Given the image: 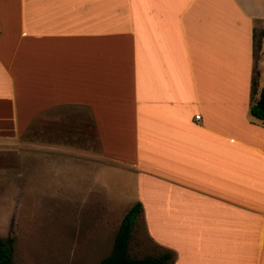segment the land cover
<instances>
[{"label":"crops","instance_id":"crops-1","mask_svg":"<svg viewBox=\"0 0 264 264\" xmlns=\"http://www.w3.org/2000/svg\"><path fill=\"white\" fill-rule=\"evenodd\" d=\"M263 83L264 0H0V171L125 186L164 264H264Z\"/></svg>","mask_w":264,"mask_h":264},{"label":"rangeland","instance_id":"rangeland-1","mask_svg":"<svg viewBox=\"0 0 264 264\" xmlns=\"http://www.w3.org/2000/svg\"><path fill=\"white\" fill-rule=\"evenodd\" d=\"M30 159L20 170L0 171V238L12 237L13 264H98L113 248L129 191L111 182L103 208L86 210L67 172L44 166L33 174ZM140 221L128 242L134 257L158 251Z\"/></svg>","mask_w":264,"mask_h":264},{"label":"trees","instance_id":"trees-1","mask_svg":"<svg viewBox=\"0 0 264 264\" xmlns=\"http://www.w3.org/2000/svg\"><path fill=\"white\" fill-rule=\"evenodd\" d=\"M250 113L264 123V83L258 97L250 105ZM140 210V201L135 202L126 210L115 233L111 252L101 258L98 264H164L169 260L171 252L168 251L147 253L142 257L129 254L128 242ZM11 242L12 237L10 236L6 240L0 238V264H13Z\"/></svg>","mask_w":264,"mask_h":264},{"label":"built area","instance_id":"built-area-1","mask_svg":"<svg viewBox=\"0 0 264 264\" xmlns=\"http://www.w3.org/2000/svg\"><path fill=\"white\" fill-rule=\"evenodd\" d=\"M194 118H195V119L200 118V114H199V113L195 114Z\"/></svg>","mask_w":264,"mask_h":264}]
</instances>
